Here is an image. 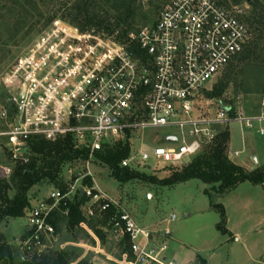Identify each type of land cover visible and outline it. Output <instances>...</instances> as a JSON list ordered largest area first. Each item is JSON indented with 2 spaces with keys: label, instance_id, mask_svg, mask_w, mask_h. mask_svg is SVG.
<instances>
[{
  "label": "built area",
  "instance_id": "obj_1",
  "mask_svg": "<svg viewBox=\"0 0 264 264\" xmlns=\"http://www.w3.org/2000/svg\"><path fill=\"white\" fill-rule=\"evenodd\" d=\"M137 1L158 5L160 11L152 23L141 25L125 39L118 40V32L107 36L95 28L83 31L55 19L6 71L3 84L8 97L0 107L6 128L0 136L6 137L14 158L28 137L55 141L70 136L76 148L88 151L87 165L96 153L119 142L129 148L121 167L132 169L149 160L175 165L214 141L222 125L235 121L252 128L254 122L264 121V97L256 116L244 111L231 116V108L205 116L197 107L201 90L249 42L250 29L238 5L228 7L218 0ZM150 132H162V142H149ZM132 134L150 151L143 146L132 151ZM76 194L89 201L88 215H93L94 204L100 213L113 209L108 231L127 245L117 259L109 257L113 264H178L165 253V241L158 242L114 199L82 184L65 192L53 188L27 208L30 238L36 245L43 246L44 237L55 235L51 214L62 206V214L67 215L70 196ZM175 218L172 214L169 221ZM167 235L168 228L160 237Z\"/></svg>",
  "mask_w": 264,
  "mask_h": 264
},
{
  "label": "rangeland",
  "instance_id": "obj_2",
  "mask_svg": "<svg viewBox=\"0 0 264 264\" xmlns=\"http://www.w3.org/2000/svg\"><path fill=\"white\" fill-rule=\"evenodd\" d=\"M74 1L47 0L42 3L37 0V5L45 18L54 15L55 20L62 17L69 18L67 13ZM259 1L264 5V0ZM155 2L157 3V0ZM152 5L153 3L143 5V9L149 15L147 23H152L160 11L158 5L157 7ZM238 6L242 9L243 16L249 14L251 5L248 2ZM45 18L28 35L23 29L17 35L15 42L7 46L0 44V107L6 103L8 97L3 84L6 71L22 53L40 39L43 32L39 33L38 29L45 23ZM249 28L251 33L249 41H251L257 37L258 32H253V29ZM0 35L2 42L7 34L1 25ZM238 56L201 90L197 101L201 115L214 116L221 108H233L235 112L244 111L247 116L259 114L260 102L264 97V43H259L250 58L238 61ZM225 80L228 85L220 98L207 97L206 91H210ZM5 128L6 123L0 120V131ZM225 128L229 131V141L230 132L232 134V149L240 151L238 155H231L233 162L239 164L242 162L246 167L254 168L258 164L264 168V133H259L260 128L264 129V121L254 122L252 128L234 121L220 126L219 130ZM162 135V132L154 134L150 132L146 137L149 142L161 143ZM129 141L134 149L132 151L139 150L142 146L146 151L151 149L145 142L141 144L137 134H132ZM3 148L11 151V159H7V151L5 152ZM229 152L228 145V157ZM13 153L7 140L0 136V185L9 182L17 159L26 162L31 156L27 145L16 151L15 158ZM190 158L175 165L155 164L150 160L140 162L138 166L128 169L143 174L145 178H135L127 182H118L112 176L108 165L98 158H93L89 165L83 161L64 164L58 180L67 184L68 188L74 184L95 187L114 199L139 226L149 230L158 242H166L168 249L165 253L169 259H174L178 264H264L262 185L244 181L234 189L219 194L211 188V185L200 179H190L171 186L160 185L155 181L180 171ZM87 178L89 179L86 180ZM84 180L86 183H83ZM10 186L8 196L13 197L16 189L11 183ZM56 187L58 186L46 180L32 186L27 192L30 206L35 205L40 199H45L47 193ZM76 195H71L69 200L73 201ZM218 205L222 206L224 211V223L221 222ZM88 207L87 199L80 204V220L77 225L72 226L67 217L62 218L58 223L55 221L56 233L54 236L44 237L43 246L36 245L30 238L31 232L25 215L0 221V236L20 260H30L33 256L38 257L51 250L74 247L79 256L78 260L86 259L90 264H113L109 257L117 259L126 245L118 243L110 233H107L103 240L99 239L94 230L104 225V214L100 213L98 205L94 204L93 215H88ZM172 214L176 218L174 221H169ZM221 223L223 230L218 228ZM83 225L96 236L97 240L90 238ZM166 228L170 230V235L161 238L160 235ZM173 249L183 253L188 252L194 257L182 260L179 252L175 256L172 255Z\"/></svg>",
  "mask_w": 264,
  "mask_h": 264
},
{
  "label": "trees",
  "instance_id": "obj_3",
  "mask_svg": "<svg viewBox=\"0 0 264 264\" xmlns=\"http://www.w3.org/2000/svg\"><path fill=\"white\" fill-rule=\"evenodd\" d=\"M39 1L45 3L47 0ZM218 2L229 7L241 5L243 2H248L251 5L249 14L242 16V20L248 27L253 29V32H258V35L247 43L237 60L242 61L250 58L259 43H264V5L259 0H218ZM152 6L157 7L155 4ZM67 14L69 18L62 17L61 19L68 21L71 25L83 31L95 28L107 36L118 32V40L125 39L130 32L137 30L149 20V15L143 9L142 3L137 0H75ZM55 17L53 15L45 18L37 5V0H0V25L7 34V37L0 44L7 46L15 42L17 35L23 29L28 35L43 18H45V23L40 26L38 32H44L52 24ZM227 85L228 82L226 80L219 83L210 91H206L207 97L220 98ZM230 115L234 116L233 108L230 110ZM4 138L6 139V137ZM25 145L31 151L30 158L26 162L17 159L9 182H4V184L0 185V221L24 216L30 206V201L27 197L28 190L44 180L53 183L58 186L56 187L57 189L65 192L68 189L67 184L58 180L61 167L66 163L85 162L88 157V151L76 148L70 136H64L55 141L32 136L28 137ZM228 145L229 131L228 128H225L219 131L214 141L204 146L198 154L191 157L190 161L183 165L180 171H175L169 177L155 181H158L160 185L171 186L190 179H200L204 183L211 185V188L215 189L219 194H224L234 189L239 183L244 181L262 185L264 188V168L259 166L251 171L245 170L228 157ZM4 151L6 152L7 150L4 149ZM6 153L7 159H11V151L9 150ZM128 153V145L119 142L113 146L105 147L102 152L96 153L95 157L109 166L112 176L118 182L145 178L143 174L137 171L120 166V161ZM86 180L83 183H86ZM152 181H154V178ZM10 183L16 189L13 197L8 196V189L11 187ZM205 193H208V191H205ZM75 197L73 201H69L67 204V215L62 214V206L51 214L49 222L53 225L55 233L57 229L55 221L58 223L62 218L67 217L68 222L74 226L80 220L79 206L87 198L79 194ZM218 208L221 213V222L224 223L222 206L218 205ZM112 212L113 209L110 208L103 213L104 225L100 229L94 230V233L101 240L107 234L104 228H109V216ZM222 223L218 225V228L223 230ZM126 248L127 245L124 249ZM78 257L76 248L66 247L62 250L48 251L38 257L33 256L30 260H20L15 256L11 247L5 243L3 237L0 236V264H71ZM76 264L90 263L86 259H80Z\"/></svg>",
  "mask_w": 264,
  "mask_h": 264
},
{
  "label": "crops",
  "instance_id": "obj_4",
  "mask_svg": "<svg viewBox=\"0 0 264 264\" xmlns=\"http://www.w3.org/2000/svg\"><path fill=\"white\" fill-rule=\"evenodd\" d=\"M242 137V139H243V135L241 136ZM232 145H233V139H232V134H231V132H230V141H229V150H230V152H229V158L233 161V159H232V156L231 155H235V154H233V151H239V150H237V149H232ZM239 153H240V151H239ZM238 153V154H239ZM237 154V155H238ZM236 163V162H235ZM236 164H238V165H240V166H242L245 170H247V171H251V170H253L254 169V167H246V165L244 164V163H236ZM257 164V163H256ZM257 167H259L258 166V164H257ZM256 168V167H255ZM47 195H48V193H47ZM46 195V196H47ZM46 196H45V198H46ZM38 199H40V198H38ZM104 231L105 232H107V233H110L109 231H108V229L107 228H104ZM176 249H173V251H172V255H177V252H179V254H180V259H193V257L194 256H192L190 253H188V252H182V251H178V249H177V251H175ZM177 262V261H176Z\"/></svg>",
  "mask_w": 264,
  "mask_h": 264
},
{
  "label": "water",
  "instance_id": "obj_5",
  "mask_svg": "<svg viewBox=\"0 0 264 264\" xmlns=\"http://www.w3.org/2000/svg\"><path fill=\"white\" fill-rule=\"evenodd\" d=\"M22 139L23 140H26L27 137L26 136H23ZM166 140L169 141V142H173V141H175V138L174 137H167ZM80 191H82V190L80 189Z\"/></svg>",
  "mask_w": 264,
  "mask_h": 264
}]
</instances>
